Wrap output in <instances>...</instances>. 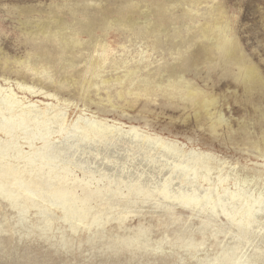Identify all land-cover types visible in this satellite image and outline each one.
<instances>
[{
  "label": "rangeland",
  "instance_id": "1",
  "mask_svg": "<svg viewBox=\"0 0 264 264\" xmlns=\"http://www.w3.org/2000/svg\"><path fill=\"white\" fill-rule=\"evenodd\" d=\"M215 23L220 45L201 35ZM174 83L193 88L191 101L172 93ZM0 87L22 99L18 110L35 102L65 113L58 135L34 123L18 127L16 150L7 149L3 162L38 170L44 136L49 144L69 140L78 125L90 136L88 122L98 119L159 141L171 155L165 181L174 178L198 196L176 202L140 182L126 186L56 160L53 172L66 174L70 186L75 178L90 182L117 201L104 211V199L83 202L78 186L65 209L49 204L50 191L9 175L0 188V264H264L255 231L264 211V0H0ZM220 196L228 198L221 205ZM44 207L55 213L49 228L36 213ZM101 208L98 224L78 234L61 219L68 210ZM122 212L121 225L114 218ZM164 212L179 220L170 223ZM204 225L219 240L202 234Z\"/></svg>",
  "mask_w": 264,
  "mask_h": 264
},
{
  "label": "bare ground",
  "instance_id": "2",
  "mask_svg": "<svg viewBox=\"0 0 264 264\" xmlns=\"http://www.w3.org/2000/svg\"><path fill=\"white\" fill-rule=\"evenodd\" d=\"M210 26L204 27L201 30L202 34L201 33L200 34L205 39L206 38L217 39V37H218L217 32L221 26L219 25V23L213 24L212 27H210ZM38 28H39V26H38ZM47 32H48V28H47ZM39 33H40V31H39ZM63 34L61 33V35H63ZM70 36H72V35H69V37H67V38L71 39V38L75 37L74 34H73L74 37H70ZM227 40H229V39L227 38ZM70 41H72V40H70ZM220 41L221 40L218 38L217 39V45H220ZM223 42H224V40H223ZM66 43L68 44L67 40H66ZM227 43L229 44V42L226 41V46L228 45ZM62 45H65V43H63ZM68 45H70V44H68ZM222 45H223V43H222ZM224 46H225V44H224ZM216 47H218V46H216ZM72 48H73V46H72ZM61 50H62V48H61ZM99 61H98V63H99ZM37 62H38V60H37ZM71 66H72V64H71ZM99 66H100L99 67L100 69H103L102 65H99ZM96 68H97V66H96ZM97 70H98V68H97ZM122 70L124 71L125 68L124 69L122 68ZM127 70H128V68H127ZM156 72H158V71H156ZM99 74H100V72H99ZM127 74L129 77H131V75H133L130 70H129V73H127ZM149 74H150L149 76H151V73H149ZM153 75L155 76V74H153ZM244 75L249 77L252 80L256 77V76H254L255 74L251 69H244ZM129 77H127V78H129ZM180 77H181V74L179 76V79H180ZM127 78H126L125 82H128ZM132 78H130V79H132ZM167 78H168V76H167ZM123 79H125V78H123ZM147 79H148V77H147ZM153 79H155V78H153ZM168 79H170V78H168ZM182 79H183V77H182ZM170 80H172V79H170ZM258 81H259V79H258ZM122 82H124V81H122ZM152 82L154 83L156 81H152ZM152 82H151V84H153ZM183 82H185V81H183ZM115 83H116V81H115ZM119 83L120 82L118 81L117 84H119ZM19 84H21V83H19ZM163 84H165V83H163ZM166 84L168 85L169 82ZM186 84L185 83H183V84L174 83L172 85H169V88L171 89L172 93H175V94L176 93H183L186 96H189V99H186V100H190V96L194 95L195 93L192 92L193 88H190ZM135 85L136 84H134V86ZM26 87H28V86H26ZM148 87H149V85H148ZM166 87H168V86H166ZM22 88L24 89L25 85ZM22 88H21V91H22ZM30 88H32V87H30ZM141 88H143V87L141 86ZM18 89H19V87H18ZM136 90H138V89L136 88ZM155 90H157V88ZM143 91L145 93V90H143ZM151 91H152V89H151ZM134 92H136V91H134ZM146 92H148V91L146 90ZM158 92H159V90H158ZM131 93L133 94V91ZM139 93L140 92H138V94ZM168 93H170V92H168ZM148 94L150 95V93H148ZM15 96H16V93L15 94L12 93V90L11 91L10 90L5 91L4 89H2L0 87V117H1L0 118V132H1V134L4 133V135H5V138L0 140V188L3 186V183L5 182V180H6L5 178H7V176L16 175L27 186L41 187V188H43V191L44 190L50 191L52 193V196L49 198V204H51V205H57L58 204L61 208L67 209L69 205H72L73 203L76 202L77 197L75 195L74 189L77 188L78 186H80L81 187L80 190H81L82 197H83V202L85 200H93V199L102 200V199H104V201H103L104 207H105L104 211H107L106 208H108V207L111 208V206H115L117 204V201H116V198L114 196L108 195L105 192H101V191H93L91 186L89 185L90 182L89 183L84 182L83 184L80 185V184H78L79 181L75 178L74 180H72L73 185L70 186L67 183V180H69V179L66 178V176H67L66 174L64 175L61 172H59V173L53 172V169L56 166H54L52 163H54L56 160L67 161L68 159H71L73 163L83 164L86 167L94 169L95 172L118 177L124 182V184L126 186H128L134 182H138V183L140 182V184H142L143 187H145L146 189L153 190L155 193H158V194H162V195L164 194L168 199L176 201V202H181V203L186 202L187 203V201L198 200L197 193L195 192L196 190H194L193 188H191L189 186H181L177 182L175 183L174 178H171V179H168V181H165L166 172H168L167 171L168 167L165 166V163L169 162L168 159L171 158V155H170V152L168 153L167 150L162 148L160 143H159V145L155 143V142H157L156 139H155V141H153L154 139H150L147 136H144L145 134H143V135L141 133L138 134V132H136L133 129H127V128L122 129L119 126H118L119 127L118 129H115L113 126H110V124L108 125L107 124L108 122L100 121L98 119L94 120V121L92 120L91 122L87 121L89 123V128L91 129L90 136H87L89 131L87 129H85L86 125L82 126L85 128L78 127L79 125L73 126L75 128L74 129L75 133L70 136L71 139H69V140H65V139L63 140L62 139L63 141H61V142L56 141L55 143L49 144V142H48L49 139L47 140V138H44L45 137L44 136L42 138V140L44 139V146L46 145L47 147H44L45 150L41 151L43 162L41 164L42 167H40V169H38V170H35L31 166L23 167V168L19 169L17 167L15 168L14 166H12L9 162H3V159L8 155L6 153L7 149L15 148V150H16L15 142L13 141L12 136L14 135L13 132L18 127L28 126L29 123H34L37 126H41V127L45 126L50 131L55 129V132L61 130L62 127H64L63 126L64 124H62L64 122V114H65V113L63 114V112H62L63 110L58 111L57 107H53L49 103L38 106V105H35V102H28V101H27L28 102L27 105H25V106L23 105L24 107H21L18 110V108H17L18 106H16V104L17 103L19 104V102L22 100L21 99L22 97L20 98L21 100L19 101L18 99H16L18 97H15ZM178 96H179V94H177L176 97H178ZM182 97H183V95H182ZM195 97H197V96H195ZM173 98H175V97H173ZM23 100H29V99L24 98ZM195 100H197V99H195ZM20 104H22V102H20ZM203 104H205V103H203ZM192 105H193V102H192ZM83 121H84V119H83ZM87 122H86V124H87ZM76 123H77V121H76ZM69 125H71V124H69ZM65 129H67V128L65 127ZM33 131H34V128H33ZM55 132H51L50 134H48L46 132L47 133L46 136L49 137L50 135H52ZM38 134H39V132H38ZM57 135H58V132H57ZM53 139L55 140V137ZM28 146H29V144H28ZM44 166L48 167V170L46 172L43 170ZM90 184H92V183H90ZM226 196H220L221 197V198H219V204L220 205L227 201L228 198ZM231 197H233L232 199H234L233 201H235V202H239V200H240V197H237L236 195H231ZM204 199H207V198H204ZM250 208H247V209L252 211V209H250ZM221 210L227 216H231V210H229V208H223ZM68 211H69V214L63 216L61 219L64 223H66L68 225V227L70 228L69 230H71L72 233L78 234V233L82 232L87 227V225L88 226L97 225L98 221L100 219L99 214L103 212V209L101 208L100 211L99 210H97V211L90 210L88 213H83L81 211H71V210H68ZM158 212H162V211H158ZM36 213H37L38 217L42 220V222L46 225V227L49 228L52 226L55 213L51 212L48 207L38 209V210H36ZM259 214H261L260 219L255 221V231H259V233L263 237V240L258 245L259 247L257 249V253L259 255H256V256L262 257L264 259V217H263L264 211L259 212ZM127 215H128L127 212L119 213L118 216L114 218V220L117 222V224L122 225L124 223L125 219L127 218ZM165 217L172 224L179 220L178 218L172 217V215H170L168 213H165ZM106 222L107 221H105L103 223L106 224ZM200 232L202 234L209 233L211 235V237H213L215 239V241L219 240V238L217 237L219 232H217V229H214L210 226L204 225L201 228Z\"/></svg>",
  "mask_w": 264,
  "mask_h": 264
}]
</instances>
